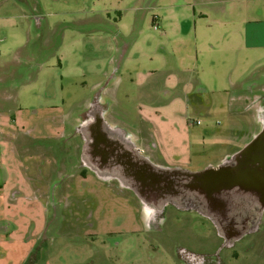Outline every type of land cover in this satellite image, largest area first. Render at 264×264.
Instances as JSON below:
<instances>
[{
	"label": "rangeland",
	"instance_id": "1",
	"mask_svg": "<svg viewBox=\"0 0 264 264\" xmlns=\"http://www.w3.org/2000/svg\"><path fill=\"white\" fill-rule=\"evenodd\" d=\"M261 10L264 0H0V264L21 263L28 245L33 264H183L179 247L213 251L219 237L194 211L169 205L149 227L130 189L81 168L75 127L107 82L104 118L153 162L200 170L238 151L259 130L264 44L245 20ZM143 88L164 104L144 106ZM24 171L38 188L29 200L16 192ZM230 261L264 264V251Z\"/></svg>",
	"mask_w": 264,
	"mask_h": 264
},
{
	"label": "water",
	"instance_id": "2",
	"mask_svg": "<svg viewBox=\"0 0 264 264\" xmlns=\"http://www.w3.org/2000/svg\"><path fill=\"white\" fill-rule=\"evenodd\" d=\"M81 129L82 165L130 189L144 211L154 209L147 221L162 218L167 205L194 210L227 246L257 228L264 210V124L238 151L200 170L153 162L103 111Z\"/></svg>",
	"mask_w": 264,
	"mask_h": 264
},
{
	"label": "flooded vegetation",
	"instance_id": "3",
	"mask_svg": "<svg viewBox=\"0 0 264 264\" xmlns=\"http://www.w3.org/2000/svg\"><path fill=\"white\" fill-rule=\"evenodd\" d=\"M260 97H261V99H260V105L259 106H260L261 112H260V114L258 112V120L260 122L259 130L261 129L262 125L264 124V92L260 93ZM95 99L92 101L91 106L89 107L88 111L83 114L79 123L75 127V132L81 138L80 153H79V160L81 162L80 167L81 168H87V169H89V168L87 166H83L82 160H81L82 145L84 143V135H83V132L81 131L82 130L81 126L86 125L88 122L94 121L96 119L97 115H99V113L104 111V109L106 108V105L97 104ZM124 131L127 132L126 130H124ZM167 206H169V205H167ZM170 206H172V205H170ZM172 207H174V206H172ZM174 208L176 210H179V211H194V210H180L176 207H174ZM165 212H167V208L164 211V215L162 217L163 220L165 217ZM194 212L196 214H198L196 211H194ZM198 215L200 217L204 218L205 220H207L209 222V224L212 225V223L210 222L209 219H207L204 216H201L200 214H198ZM263 220H264V210L261 214L260 221L258 223L257 228L255 230L247 233L241 239L238 240V241H240V240L247 237V243L243 246L242 250H240L241 252L239 251V253H237L236 249H234L235 251H233L231 254H228L227 252L224 251V249H226V248H232V249L235 248V244L238 241H236L231 246L225 245L223 242V238H221L220 236L217 235L216 230L212 225L216 235L219 237V243L213 251L206 252L204 254H197V253H194L192 251H189L188 249H186L184 247H179L178 251H177L178 256L182 260L183 264H231L230 258H238L243 251L253 250V252L256 255H258L259 253H262L264 251V239L260 240L261 239V233H264V228H263V223H262ZM147 222L149 224V227H152V224L157 226V219L148 220Z\"/></svg>",
	"mask_w": 264,
	"mask_h": 264
},
{
	"label": "crops",
	"instance_id": "4",
	"mask_svg": "<svg viewBox=\"0 0 264 264\" xmlns=\"http://www.w3.org/2000/svg\"><path fill=\"white\" fill-rule=\"evenodd\" d=\"M251 11H253V10L251 9ZM252 23L255 24V26L254 27H251V28L255 29L256 34L258 35V38H259L258 39L259 40L258 42L263 45L264 44V11L263 10H261L260 13H255V14L251 15L250 17H247V19L245 20V24L249 26ZM254 84L257 85L256 83H254ZM261 84H262L261 87H263V88L262 89H259V92H264V85H263V83H261ZM96 86L99 87V91L97 92V96H96V99L95 100H96L97 104H99V105H101V104L103 105L104 104L105 105L106 102L104 103V101H103V94L106 91L108 92L109 89H110V87H109V85H108L107 82L106 83H102V84H98L97 83ZM144 89L145 88L141 89V91H142L141 92L142 101L144 103H146V104H143L144 106L151 107L152 105H155V104L157 106L164 104V102H161V101L158 100V98H161V96L155 97L152 94L154 90L153 91L146 90V93L144 94V92H143ZM165 92H166V94H168V91L167 90H165ZM256 94H254L253 95V98H251V99H255V97H257L256 100L258 102V105L256 107L259 108L260 107L259 105H260V99H261V97H260V93H256ZM164 98H165L164 101H168V99H169V97H167V96L164 97ZM170 99H171V97H170ZM245 102H246V104H248L247 103L248 101H245ZM105 110H107V106H106ZM105 110L103 111V114L104 115L106 113ZM258 127L260 128V123H259V126ZM255 128H253V130L251 131V134H254L255 133L254 132L255 131ZM131 133H133L134 136H136V134L133 131H131ZM25 135H27V137H30L28 134H25ZM0 136H2V134H0ZM135 140L136 141L138 140L139 142H142V141L145 142L146 138L143 135L140 136V137H137L136 136L135 137ZM29 141L30 140H28V142ZM24 145L21 144V146H22V149L21 150H16V148H15L14 152H15V154L17 156L20 155V154H25V151L24 150L27 149L28 145L26 143H24ZM139 147L146 154V147H147L146 143L142 144ZM146 155L149 156L148 154H146ZM225 156H227V155H225ZM225 156H224V158H225ZM180 158H182V157H180ZM222 158L223 157H220L219 159L215 160L214 162H210L209 161L208 163H206L205 166H207L208 164H212V165L217 164L218 162H220L222 160ZM183 160H185V159H183ZM187 160H190V159H187ZM185 161H178V164L185 165L186 164ZM24 172H25V174H22V172H21V176H22V180H23V185L21 187H19L16 192L24 200H29V197H31V195H30L31 192L30 191L31 190H34V189H38V188H36V185H35L36 183L34 182V177H30V175L26 171H24ZM0 179L5 180L6 179V176H4V177L2 176ZM23 190H25V193L23 192ZM29 246L30 245H28L26 249H23V253H22V255H21L20 259H19L21 263H19V264H33L34 259H32V257L30 255L31 254H34L35 247L33 248L32 245L30 247ZM27 254H28V256H27Z\"/></svg>",
	"mask_w": 264,
	"mask_h": 264
},
{
	"label": "clouds",
	"instance_id": "5",
	"mask_svg": "<svg viewBox=\"0 0 264 264\" xmlns=\"http://www.w3.org/2000/svg\"><path fill=\"white\" fill-rule=\"evenodd\" d=\"M154 212V209L148 208L147 206L145 207V214Z\"/></svg>",
	"mask_w": 264,
	"mask_h": 264
},
{
	"label": "built area",
	"instance_id": "6",
	"mask_svg": "<svg viewBox=\"0 0 264 264\" xmlns=\"http://www.w3.org/2000/svg\"><path fill=\"white\" fill-rule=\"evenodd\" d=\"M198 122V121H197Z\"/></svg>",
	"mask_w": 264,
	"mask_h": 264
}]
</instances>
